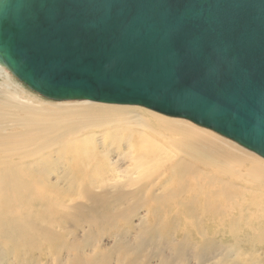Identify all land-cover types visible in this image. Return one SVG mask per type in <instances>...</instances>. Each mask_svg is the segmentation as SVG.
Listing matches in <instances>:
<instances>
[{
    "label": "rangeland",
    "instance_id": "374dc122",
    "mask_svg": "<svg viewBox=\"0 0 264 264\" xmlns=\"http://www.w3.org/2000/svg\"><path fill=\"white\" fill-rule=\"evenodd\" d=\"M7 71L12 85L0 75V264H174V257L181 264H264V183L246 192L238 187L245 181L186 154L199 179L187 174L185 184L177 176L164 186L131 183L138 134H116L118 122L107 117L81 132L82 112L61 115L67 110L63 101L42 96ZM7 92L36 103L41 116L50 110L53 121ZM130 117L138 124L136 114ZM152 123L158 131L169 130ZM28 132L33 135L25 142ZM88 136L84 150L101 167L93 174L66 165L60 149L70 138L81 151L78 142ZM166 147L177 162L178 149ZM204 173H213L216 185L234 196L196 194L206 183ZM93 192L106 195L96 203ZM142 241L147 244L137 249Z\"/></svg>",
    "mask_w": 264,
    "mask_h": 264
},
{
    "label": "water",
    "instance_id": "95a60500",
    "mask_svg": "<svg viewBox=\"0 0 264 264\" xmlns=\"http://www.w3.org/2000/svg\"><path fill=\"white\" fill-rule=\"evenodd\" d=\"M0 64L48 99L143 106L264 158V0H0Z\"/></svg>",
    "mask_w": 264,
    "mask_h": 264
},
{
    "label": "bare ground",
    "instance_id": "6f19581e",
    "mask_svg": "<svg viewBox=\"0 0 264 264\" xmlns=\"http://www.w3.org/2000/svg\"><path fill=\"white\" fill-rule=\"evenodd\" d=\"M7 70L11 71L6 65L0 64V75L5 74L7 76L8 81L4 82L6 83L5 85L10 86L12 85V77ZM12 74L14 73L12 72ZM16 77L19 78L18 76ZM7 93L9 94L11 92ZM8 94H6L7 98H15L24 103H31L34 107L31 108L37 112L38 116H41L35 108H43L37 106L36 103L35 105L37 107L33 104V102H31V100L24 99L18 94L16 96L13 94V97L10 94V96H8ZM61 101L65 104L64 106H67V110L61 115L66 113L77 114L78 111L85 115L81 132L89 131V129L92 130L96 125V120L107 117L118 122L115 126L116 134L126 133L128 135H139L141 143L138 147H134L135 168L131 174V183H151V185H153V183L156 182L157 185L162 182L160 186H164L166 180L170 176H177L179 178V182L183 184L185 182L184 176L187 174L195 179H199L200 174L192 170V167L189 165L191 162L186 161L183 154L188 155L189 158L196 163L214 167L218 173L231 175L236 177L239 181H245V186L238 187L241 189L244 188L243 190H246V192H253L257 189V187L253 184L264 183V158L262 156L242 146L238 142H233L234 140L221 134L219 135V133L217 134V132L202 127L188 119L170 117L139 105H118L94 102L90 100ZM8 104L13 105L12 103ZM57 108L59 107L57 106ZM45 112L46 115L41 117L46 121L52 122L53 120L50 119L51 111L45 110ZM134 114L140 118V120H138V124H134L131 117L127 118L128 116H132ZM152 120L156 121L157 124H165L164 126L169 127V130L166 131L165 129L160 128L163 130L158 131L153 125ZM167 132H169L170 136H166L169 135ZM32 135L33 133L28 132L25 142H27ZM206 136H209L212 139ZM118 137L119 136L117 135L116 138ZM89 141L90 138L88 136V141L84 139L83 141L78 142L82 148L81 151L71 145L73 141L70 140V138L63 142L60 149H62L61 156L65 159L66 165L68 164L70 168L75 170H86L87 173L91 174L95 171H101V167H97L98 165H93L89 161V151L86 152L84 150L86 144L88 147ZM15 142L18 141L15 140ZM167 143L178 149L179 156L177 162L173 161L174 155L172 154L170 148L166 147ZM226 146L231 147V150H229V147ZM17 147L21 148L23 145L20 144L17 145ZM27 147H29V145H26V148ZM237 152L251 156L256 162L242 157ZM212 154L215 155L212 156ZM209 156L210 158H208ZM222 157L226 159L220 160ZM219 163H222L223 166L221 167ZM201 179L206 183H204L203 186L199 184L195 188L196 194H202L205 198L210 199L214 196H223L225 198L234 196V193L229 191L227 188L218 187L216 185L213 173H204V177ZM103 195H106V193L93 192L91 198L94 202L98 203L99 199ZM206 202L208 201H205V203ZM115 216L120 217V215ZM145 244H147L146 241H142L137 249L144 248ZM173 262L174 264H181V260L177 257L173 258Z\"/></svg>",
    "mask_w": 264,
    "mask_h": 264
},
{
    "label": "snow or ice",
    "instance_id": "6c2138e0",
    "mask_svg": "<svg viewBox=\"0 0 264 264\" xmlns=\"http://www.w3.org/2000/svg\"><path fill=\"white\" fill-rule=\"evenodd\" d=\"M261 134L264 135V128L261 129Z\"/></svg>",
    "mask_w": 264,
    "mask_h": 264
}]
</instances>
